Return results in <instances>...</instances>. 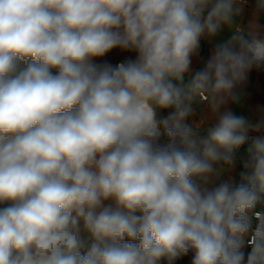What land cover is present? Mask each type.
Masks as SVG:
<instances>
[{"label": "clouds", "instance_id": "clouds-1", "mask_svg": "<svg viewBox=\"0 0 264 264\" xmlns=\"http://www.w3.org/2000/svg\"><path fill=\"white\" fill-rule=\"evenodd\" d=\"M245 4L0 0V264H264V121L228 107L264 67Z\"/></svg>", "mask_w": 264, "mask_h": 264}, {"label": "crops", "instance_id": "crops-1", "mask_svg": "<svg viewBox=\"0 0 264 264\" xmlns=\"http://www.w3.org/2000/svg\"><path fill=\"white\" fill-rule=\"evenodd\" d=\"M256 0H246L243 15L239 18V22L247 24L252 19V14L255 9ZM259 23L264 25V14L259 15ZM230 36L227 30L222 31L216 38L215 41L226 40ZM211 43L208 41L201 42V50L198 57L193 59V69H199L202 67V63L211 53ZM134 53H122L119 50H113V53L109 54L108 59L113 63H118L125 57L134 56ZM238 96V103H229L228 107L236 115L244 116L245 118L259 122L264 121V67L260 69H253L249 74L247 80L236 89ZM193 114L189 117L188 122L193 125H201L200 131L202 134L206 133L207 127L214 124V120L208 118L206 103L201 102L193 105ZM166 114V113H165ZM203 121V123H202ZM257 135H264V130L261 133H250L251 137ZM163 137L161 138L163 142ZM251 141L249 140L245 146L240 149L238 155L245 157L246 148ZM242 164L237 163L236 168L232 173H226L223 177L227 179L228 175H233L236 179H239V172L242 171ZM181 264H191V254L183 257Z\"/></svg>", "mask_w": 264, "mask_h": 264}, {"label": "rangeland", "instance_id": "rangeland-1", "mask_svg": "<svg viewBox=\"0 0 264 264\" xmlns=\"http://www.w3.org/2000/svg\"><path fill=\"white\" fill-rule=\"evenodd\" d=\"M182 260L177 261V264H181Z\"/></svg>", "mask_w": 264, "mask_h": 264}]
</instances>
